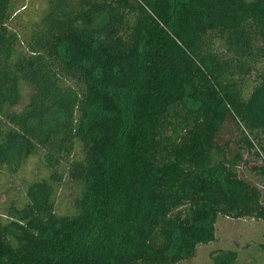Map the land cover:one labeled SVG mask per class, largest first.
<instances>
[{
  "label": "trees",
  "instance_id": "trees-1",
  "mask_svg": "<svg viewBox=\"0 0 264 264\" xmlns=\"http://www.w3.org/2000/svg\"><path fill=\"white\" fill-rule=\"evenodd\" d=\"M46 1L0 0V180L36 159L0 264H192L219 217L264 222V0Z\"/></svg>",
  "mask_w": 264,
  "mask_h": 264
},
{
  "label": "rangeland",
  "instance_id": "rangeland-1",
  "mask_svg": "<svg viewBox=\"0 0 264 264\" xmlns=\"http://www.w3.org/2000/svg\"><path fill=\"white\" fill-rule=\"evenodd\" d=\"M26 5L27 9H23ZM47 6L46 0H18L16 11L24 14L23 20L36 18L37 7L44 10ZM35 7V10H33ZM37 10V11H36ZM15 23V21L13 22ZM25 47L19 42L15 46L14 60L26 55ZM29 101V91L24 89L22 99L15 110H20ZM240 138V133L237 131L233 121L225 126L222 131L221 140L224 142L231 141L232 149L237 151L236 142ZM234 153L230 154L233 158ZM251 158V157H250ZM36 159H33L26 172L20 174L16 179L8 177L4 174L0 180V210L3 203H8L9 197L12 200L19 202V195L23 193V182L21 179H31V171L34 168ZM262 160L258 158L249 159L245 154L244 161L239 164V174L249 182L257 186L263 185V180L260 173L254 168L260 167ZM13 180V181H12ZM8 193V194H7ZM264 222L254 219H233L228 217H219L216 224L215 241L209 245L200 246L196 257L191 262L192 264H212L213 258L221 253H227L228 250L238 252L240 264H264V251L261 247L264 246Z\"/></svg>",
  "mask_w": 264,
  "mask_h": 264
}]
</instances>
